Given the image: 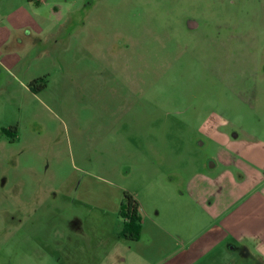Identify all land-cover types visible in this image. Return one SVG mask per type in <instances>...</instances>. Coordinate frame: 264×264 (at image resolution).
Here are the masks:
<instances>
[{"label": "rangeland", "instance_id": "rangeland-1", "mask_svg": "<svg viewBox=\"0 0 264 264\" xmlns=\"http://www.w3.org/2000/svg\"><path fill=\"white\" fill-rule=\"evenodd\" d=\"M219 133L264 143V0H0V264H101L133 192L163 264H262L209 212Z\"/></svg>", "mask_w": 264, "mask_h": 264}, {"label": "crops", "instance_id": "crops-1", "mask_svg": "<svg viewBox=\"0 0 264 264\" xmlns=\"http://www.w3.org/2000/svg\"><path fill=\"white\" fill-rule=\"evenodd\" d=\"M215 138L223 147L228 148L229 153H218L215 158L218 163L228 166L227 169L231 172L226 174L227 179L212 180L216 193L219 194V204L216 207V197H210L214 201L208 200L209 212L211 214L215 211L214 218L220 231L231 241L229 243L235 245L243 256L255 255L264 264V143H244L239 141L237 136L233 139L224 133H219ZM232 172L239 174L238 179H233ZM131 195L139 204L142 218L140 238L137 241H128L119 237L112 252L107 254L101 264H163L165 258L173 251V242L180 238L178 231L174 232L164 218L170 221L177 211L169 206L152 207L143 201L139 192H133ZM122 204L123 201L121 206ZM103 208L113 214L121 209L112 207V210H109L105 206ZM184 209L187 210L182 213H187V216L192 214L188 205ZM164 237H167L169 242H163L161 239ZM192 240L193 236L187 241L190 243ZM99 245L109 247L107 241H101ZM116 249L120 252L126 251L124 260L121 254L115 253ZM147 250H151V255L157 253L159 260L150 259Z\"/></svg>", "mask_w": 264, "mask_h": 264}, {"label": "trees", "instance_id": "trees-1", "mask_svg": "<svg viewBox=\"0 0 264 264\" xmlns=\"http://www.w3.org/2000/svg\"><path fill=\"white\" fill-rule=\"evenodd\" d=\"M120 216L123 219L124 227L120 237L128 241H137L141 235L142 218L139 213V204L129 194H124V201L120 209Z\"/></svg>", "mask_w": 264, "mask_h": 264}, {"label": "water", "instance_id": "water-1", "mask_svg": "<svg viewBox=\"0 0 264 264\" xmlns=\"http://www.w3.org/2000/svg\"><path fill=\"white\" fill-rule=\"evenodd\" d=\"M188 25H189V27L191 28H193V27H196V25H197V23H195V22H193V21H189L188 22ZM212 166H214V165H212Z\"/></svg>", "mask_w": 264, "mask_h": 264}]
</instances>
